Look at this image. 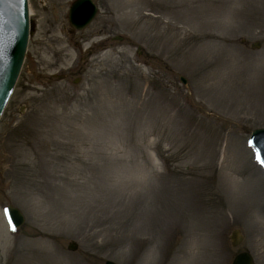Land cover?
<instances>
[{"label":"rangeland","instance_id":"1","mask_svg":"<svg viewBox=\"0 0 264 264\" xmlns=\"http://www.w3.org/2000/svg\"><path fill=\"white\" fill-rule=\"evenodd\" d=\"M73 1L29 0L0 119V264H232L243 250L264 264L248 144L264 127V0H93L83 30Z\"/></svg>","mask_w":264,"mask_h":264},{"label":"water","instance_id":"2","mask_svg":"<svg viewBox=\"0 0 264 264\" xmlns=\"http://www.w3.org/2000/svg\"><path fill=\"white\" fill-rule=\"evenodd\" d=\"M99 7L93 0H75L69 8V21L75 29H85L95 18ZM30 37V18L28 0H0V118L12 95L25 61ZM122 39V37H119ZM254 47L260 43H254ZM141 54L142 52L139 51ZM183 83L187 79L181 76ZM249 143L261 149L264 158V127L251 132ZM7 215L15 227L23 225L25 217L21 210L13 205L7 207ZM245 237L240 229H234L230 235L231 245L240 246ZM78 244L72 241L70 250H76ZM104 264H118L107 260ZM232 264H257L253 254L244 250L235 255Z\"/></svg>","mask_w":264,"mask_h":264},{"label":"snow or ice","instance_id":"3","mask_svg":"<svg viewBox=\"0 0 264 264\" xmlns=\"http://www.w3.org/2000/svg\"><path fill=\"white\" fill-rule=\"evenodd\" d=\"M256 148H257L256 158H257L258 162H260L262 165H264V158H262L260 155L261 149L259 148L258 145H256ZM5 214L7 215V210H5Z\"/></svg>","mask_w":264,"mask_h":264},{"label":"bare ground","instance_id":"4","mask_svg":"<svg viewBox=\"0 0 264 264\" xmlns=\"http://www.w3.org/2000/svg\"><path fill=\"white\" fill-rule=\"evenodd\" d=\"M63 50V49H62Z\"/></svg>","mask_w":264,"mask_h":264}]
</instances>
